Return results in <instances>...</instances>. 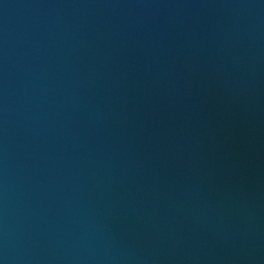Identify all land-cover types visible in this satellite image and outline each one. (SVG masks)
<instances>
[{
    "label": "water",
    "instance_id": "95a60500",
    "mask_svg": "<svg viewBox=\"0 0 264 264\" xmlns=\"http://www.w3.org/2000/svg\"><path fill=\"white\" fill-rule=\"evenodd\" d=\"M0 264H264V0H0Z\"/></svg>",
    "mask_w": 264,
    "mask_h": 264
}]
</instances>
